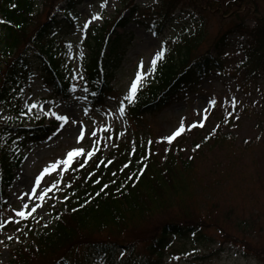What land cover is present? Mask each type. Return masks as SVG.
I'll use <instances>...</instances> for the list:
<instances>
[{
  "label": "rangeland",
  "instance_id": "1",
  "mask_svg": "<svg viewBox=\"0 0 264 264\" xmlns=\"http://www.w3.org/2000/svg\"><path fill=\"white\" fill-rule=\"evenodd\" d=\"M192 1L195 2L194 5L184 7L185 10H181L183 9L180 7L181 3L177 12L170 16L158 33L156 30L145 28L142 24L149 23L155 29H159L160 23L156 13L158 11L152 9L159 0H107L106 6H102L104 0H76L73 17L77 26L68 40H65L67 52L64 67H67L69 74L82 86H79L69 99L54 95L53 87L44 81V66L41 58L34 49L29 51V79L22 78L19 82L21 90L17 96L6 100L0 106V120L15 123L14 119L20 116V113L14 111V108L17 100H20L21 109L29 110L28 117L24 118L26 125H34L42 118L46 123L58 120L59 124L55 132L42 144L28 143L24 146L20 143L22 139L15 143L14 147L19 151L22 162L14 169L11 186L6 189L4 205L0 210V225H3L0 227V264H7L11 259L9 243L16 246L22 241L20 228L23 220L36 218L48 226L55 222L54 209L63 201L61 185L65 182L64 179L73 172L75 162L80 159L88 161L90 158L84 154L75 157L70 165L61 164L56 171L40 181L39 187L36 185V180L46 167L54 162L66 160L69 151L82 147L85 153L92 152L94 155L97 145L100 147L102 137L106 138L105 149L110 150L116 133H121L123 140L127 141L132 149H135L138 135L140 141H151L156 145L157 150L162 152L168 147V142L162 140V137L170 134L181 121L186 126L199 121L202 109H206L208 117L203 121L202 129L217 130L223 126V118L228 113L239 114V109L242 110L244 106L251 108L241 119L242 126L238 131L236 130L238 134L224 139L220 137L216 145L210 144L208 149L195 154L197 159H194L192 166L181 173V176L190 183L189 193L183 196L181 205H177L180 199L175 200L176 205L130 224L125 234L114 236L104 231L100 238L117 239L123 241L121 244L125 245L135 242L137 248L144 252L146 237L155 232L158 223L167 218L183 220L189 218L205 224L203 233L207 236V240L202 243L194 242L190 238L175 237L162 264H263L251 256V249L257 252L258 249L264 250V141H261V138L264 139V131L258 132V127L254 126L253 121V111L255 115L260 110L264 97V75L258 79L257 86L251 84L246 86V92L242 89L241 92L230 76L208 75L195 89L184 91L180 98L173 100L163 110L155 114H147L138 123L133 121L129 123L124 113L121 114L119 111L121 102L124 104V101H127L125 96L138 71L140 61L144 62L145 69H150V61L156 51L165 49V45L183 31L194 30L197 24L202 23V15L208 17L207 10L211 13L210 18L208 17L210 22L205 32V42L199 46L197 54L203 53L208 48L215 51L212 47L213 41L218 36L229 33L228 30L234 24L235 14L232 10L238 9L239 12H244L249 7L253 16L261 15L253 4H246L241 9L228 10L220 5L212 10L215 0ZM260 1L259 7L264 12V0ZM203 3L205 10L202 11L200 6ZM133 5H137L133 12L134 19L126 28L115 29L121 37L119 47L123 52V58L119 68L112 74L114 77L111 79V84L114 92L104 107L90 110L85 99L86 91L82 88L86 82L82 81L86 76V60L94 44L93 37L104 22L106 26L112 23L114 25L117 17L130 15L128 8ZM37 6L39 14L35 25H38L39 21L50 20L53 15L63 18L65 9L72 5L67 0H50L45 7L41 1H38ZM97 14L101 19H92ZM253 16L242 18L252 26ZM228 38L230 44L225 49V55L229 59L240 58L242 54L237 50V46L243 37L233 33V35L229 34ZM108 50L109 45L105 44L103 52L108 53ZM152 75L153 72L149 70L141 86L148 83ZM232 98L235 99V107L230 102ZM213 100L216 101L215 105L211 103ZM59 115L68 116L69 122L64 124L57 119ZM61 124H64L63 128L60 127ZM1 128L0 125V130ZM81 129L85 131V138L83 141H78L76 137L78 130ZM93 131L96 135H89ZM227 131V127L222 130L223 133ZM249 141H252L250 148L246 146ZM182 153L184 157L191 155L190 146L186 144ZM53 182H56V188L48 192L43 200L31 194V189L40 192L51 187ZM24 204H28L29 208H23ZM36 205L41 207L31 215L25 217L17 215V212H27ZM237 237L245 241V248L250 253L248 256L243 254L241 248L243 244L233 242V238L237 239ZM171 250L175 251L179 259L171 256ZM85 253H87L86 249L78 251L81 260L84 259ZM258 254L260 255L259 252ZM195 255L206 256L194 259ZM95 259V257L90 258V263L95 264ZM52 261L53 259L46 260L48 263Z\"/></svg>",
  "mask_w": 264,
  "mask_h": 264
},
{
  "label": "trees",
  "instance_id": "2",
  "mask_svg": "<svg viewBox=\"0 0 264 264\" xmlns=\"http://www.w3.org/2000/svg\"><path fill=\"white\" fill-rule=\"evenodd\" d=\"M38 1L0 0L1 21H5L1 22L0 30V105L3 99H10L16 80L25 74L23 70L27 68L28 50L31 47L36 48L37 54L44 60L57 92L67 98L71 92L72 82L60 69L65 51L60 40L64 39L63 26L71 31L75 21L68 10L66 22L58 21L59 25L57 23L51 27V20H43L35 25L39 14ZM68 1L72 4L76 0ZM49 2L50 0H41L44 7ZM260 2L215 0L212 10L220 5L228 10L253 4L261 15L253 16L249 7L244 12L232 10L235 14L234 24L228 30L229 33L220 35L213 41L215 51L208 48L197 54L199 46L205 42V32L210 22L211 13L206 9L209 18L202 15V23L197 24L194 30L183 31L167 45L165 56L157 63L151 81L140 88L134 102H127V119L138 123L147 114L160 112L173 100L180 98L183 90L193 89L208 75L230 76L244 92L249 84L257 86L258 79L264 75V12L259 7ZM194 3L192 0H160L155 8L159 11L161 27L168 22L180 4L183 8L181 10H185L184 7L193 6ZM184 4L186 5L183 6ZM204 7L205 3L200 6L202 11L205 10ZM248 16L254 17L252 26L245 22ZM127 22L126 17L120 16L114 25L125 27ZM57 26L60 30L54 32ZM107 26L105 23L101 27L102 31L95 35L96 49L87 66L91 78V109L103 106L107 96L114 92L109 79L122 63L120 36L114 39L110 34L107 36L106 32L112 25ZM233 33L243 37L237 46V50L242 53V57L238 59H229L225 55V49L230 44L228 36ZM104 42L110 45L108 53L102 52ZM14 111H20L19 106ZM23 114L27 113L23 112L16 119L15 127L5 125L0 133L1 205L4 188L10 186L13 170L22 161L16 154L14 142L20 138L19 135H23L24 144L42 143L54 130L55 123L47 125L43 120L26 126L22 120ZM253 116L258 132L264 131V97L260 110L255 115L253 111ZM223 120V127L217 130L196 127L185 132L179 140L168 143V147L162 152L157 150L153 142L140 141V138L136 140V148L133 150L117 134L108 152L105 153V149L101 148L89 162H77L75 171L62 186L63 202L55 209L54 224L47 226L38 220L24 221L20 234L22 241L12 247V258L7 264H47L46 260L49 259L53 261L48 264H90L89 260L93 255L98 256L97 262L100 264H162L175 237L204 243L207 240L203 233L205 224L189 218H167L158 223L155 232L146 237V244L144 239V252L137 248L135 242L125 245L117 239L105 240L100 237L104 231L114 236L125 234L130 224L176 205L175 200L180 199L177 205H181L183 196L189 193L190 185L181 173L192 166L194 159H197L195 154L202 153L210 144L216 145L220 137H234L238 134L236 130L242 126L241 118H236L235 113H228ZM225 127L228 131L223 133ZM261 141L264 139L261 138ZM251 142L246 144L248 148ZM186 144L190 146L192 153L184 157L182 151ZM197 144L200 145L199 148H196ZM102 145L105 146V142ZM233 242L243 244L241 248L244 255L250 254L245 248V241L237 237L233 238ZM122 247L124 253L121 256L119 248ZM80 249H86L87 252L82 260L78 256ZM251 251V256L264 264V250L258 249L260 255L257 250ZM174 252L171 250V256L175 258ZM205 256L195 255L193 258L201 259Z\"/></svg>",
  "mask_w": 264,
  "mask_h": 264
},
{
  "label": "snow or ice",
  "instance_id": "3",
  "mask_svg": "<svg viewBox=\"0 0 264 264\" xmlns=\"http://www.w3.org/2000/svg\"><path fill=\"white\" fill-rule=\"evenodd\" d=\"M106 5H107V0H104V3H103L102 6H106ZM13 7H15V5H13ZM92 19H94V20L95 19H101V17L99 16V14H97V15L93 16ZM0 22H5V21H0ZM85 27H87V25H85ZM165 52H166V49H161V50H157L156 51L154 58L150 61V69H145L144 62L140 61L139 65H138V71L135 74L134 79L132 80V82L129 85L128 94L125 96V100H127L129 102H134L136 100L137 93L140 90L141 84H142V82L144 80V77H145L146 73L149 70L151 72H154L156 70L157 63L164 58ZM230 102L233 104V107H235V99L232 98L230 100ZM211 103L213 105H215L216 101L213 100V101H211ZM33 106L35 107V105H33ZM85 111H87V110H85ZM119 111H120L121 114H123L124 111H125V107H124L123 102H121V104H120ZM207 118L208 117H207V114H206V109H202L201 110V119L199 121L191 123V124H189L187 126L184 124L183 121H181L180 124L172 132H170V134H168L165 137H162V140H165L168 143H172L175 140H177L179 137H181L185 132L191 131L193 128H196V127L203 128L204 127L203 121L207 120ZM57 119L63 121L64 124H67L69 122V117L66 116V115H59V116H57ZM72 123H78V122L77 121H72ZM64 124H61L60 127L63 128ZM89 135L95 136L96 132L93 131V132L89 133ZM76 138H77L78 141H83V139L85 138V131L83 129L78 130ZM199 147H200V145L197 144L196 148H199ZM84 154H86L89 158H91V156L93 155L92 152L85 153V149L82 148V147L74 148L72 151H69L67 153V159L66 160H62V161H59V162H54L49 167H46L43 170V172L40 174V177H38L37 180H36L37 187H39L40 181L46 175H50L52 172L56 171V169L61 164L70 165L75 157L80 156V155H84ZM85 163H86V161H85ZM83 166H84V164L82 163L81 167H83ZM56 186H57L56 182H53L51 184V187H49L47 189H44V190H41L40 192H37L36 189H31L30 191H31V194L33 196H38L40 200H43L46 197V195L48 194V192H51L53 189L56 188ZM104 187L106 188L107 185H105ZM97 195H99V193H97ZM38 207H41V205H36V206L32 207L31 209H29V211H27V212L19 211V212H17V215L21 216V217H25L27 215H31L32 213L36 212ZM23 208L28 209L29 208L28 204H24ZM0 227H3V225H0ZM11 238L12 237H9V239H11ZM176 259H179V257H176Z\"/></svg>",
  "mask_w": 264,
  "mask_h": 264
},
{
  "label": "bare ground",
  "instance_id": "4",
  "mask_svg": "<svg viewBox=\"0 0 264 264\" xmlns=\"http://www.w3.org/2000/svg\"><path fill=\"white\" fill-rule=\"evenodd\" d=\"M68 132H70V131H68Z\"/></svg>",
  "mask_w": 264,
  "mask_h": 264
}]
</instances>
